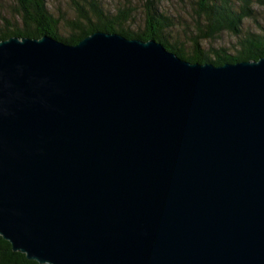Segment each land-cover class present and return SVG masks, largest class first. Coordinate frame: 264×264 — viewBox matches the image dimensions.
Here are the masks:
<instances>
[{"label":"water","instance_id":"water-1","mask_svg":"<svg viewBox=\"0 0 264 264\" xmlns=\"http://www.w3.org/2000/svg\"><path fill=\"white\" fill-rule=\"evenodd\" d=\"M0 236L39 264H264V58L0 41Z\"/></svg>","mask_w":264,"mask_h":264},{"label":"trees","instance_id":"trees-1","mask_svg":"<svg viewBox=\"0 0 264 264\" xmlns=\"http://www.w3.org/2000/svg\"><path fill=\"white\" fill-rule=\"evenodd\" d=\"M159 1H144V26L133 30L129 25L135 22L131 7H120L113 13L106 10L100 0H69L77 16L70 22L68 34L63 36L60 34V19L49 11L45 0H17L19 21L9 24L3 20L5 24L0 26V41L14 37L40 39L50 36L63 43L77 45L96 32H104L144 42L154 40L191 63L223 66L264 58V33L243 29L245 21L257 14L254 5L264 3V0H235L236 3L233 0H194L191 15L194 28L191 30L189 27L191 32L185 40L175 36V18L159 8ZM223 34L235 37L233 53L227 48L204 47ZM0 264L39 263L28 260L25 254L14 252L12 245L0 236Z\"/></svg>","mask_w":264,"mask_h":264},{"label":"rangeland","instance_id":"rangeland-1","mask_svg":"<svg viewBox=\"0 0 264 264\" xmlns=\"http://www.w3.org/2000/svg\"><path fill=\"white\" fill-rule=\"evenodd\" d=\"M49 11L60 19V34L65 36L68 34V26L72 20L76 19V13L69 0H45ZM144 1L145 0H100L102 6L106 10L115 13L117 8L131 7L134 9L133 18L135 22L129 23L133 30L142 29L144 26ZM194 0H160L159 8L166 10L169 15L175 18V26L173 33L177 35L179 40H185L186 36L193 30L194 22L192 20V2ZM233 2L236 3L235 0ZM257 11L255 18L247 19L243 25L244 31L253 33H264V3H257L253 7ZM18 2L17 0H0V26H4L6 19L9 24H15L18 18ZM129 27V26H128ZM189 27H192L190 30ZM236 43L235 37L229 34H223L215 41L208 42L204 45L209 48H227L233 53V47Z\"/></svg>","mask_w":264,"mask_h":264}]
</instances>
